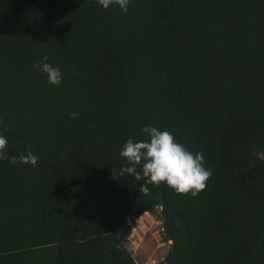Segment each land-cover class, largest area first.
I'll list each match as a JSON object with an SVG mask.
<instances>
[{
    "label": "trees",
    "instance_id": "16d2710c",
    "mask_svg": "<svg viewBox=\"0 0 264 264\" xmlns=\"http://www.w3.org/2000/svg\"><path fill=\"white\" fill-rule=\"evenodd\" d=\"M44 56L59 85L34 67ZM145 124L212 169L196 196L147 185L188 223L180 264H246L264 230V0H130L126 13L115 0H0V264H99L144 191L120 150ZM29 152L35 166L19 159ZM162 216L169 264L184 236ZM134 223L107 264H138Z\"/></svg>",
    "mask_w": 264,
    "mask_h": 264
},
{
    "label": "clouds",
    "instance_id": "9594fccd",
    "mask_svg": "<svg viewBox=\"0 0 264 264\" xmlns=\"http://www.w3.org/2000/svg\"><path fill=\"white\" fill-rule=\"evenodd\" d=\"M113 0H99L102 7L108 8ZM121 11L127 12L130 0H115ZM37 71L47 75L48 83L59 85L63 80L61 68L48 62L44 56L34 64ZM75 117L76 113H72ZM145 138L134 140L128 138L122 145L120 156L125 159L122 172L134 175L137 180L145 178L144 191H148L149 183L164 182L181 194L198 195L207 186L212 176V169L205 166V158L201 152H192L177 141L174 133L152 124H145L141 129ZM8 139L0 133V160L7 159ZM258 156L264 157V152ZM33 166L37 157L32 152L19 158Z\"/></svg>",
    "mask_w": 264,
    "mask_h": 264
},
{
    "label": "water",
    "instance_id": "95a60500",
    "mask_svg": "<svg viewBox=\"0 0 264 264\" xmlns=\"http://www.w3.org/2000/svg\"><path fill=\"white\" fill-rule=\"evenodd\" d=\"M147 201L156 202L158 204V207L162 209V211L167 212L171 216V218H173L175 222L182 228L183 236H184L183 246L180 249V251L172 257L169 263V264H180V261L182 260L183 256L188 251L191 245V234L188 223L186 222V220H184V218L180 214H178V212L174 209V207L171 205V203L168 200L162 198L157 192L153 190H148L147 192L141 191L139 193L133 207L131 208L127 216L124 218V220L121 222L118 229L116 230L109 247L105 251L104 257L99 264H107L109 260L113 257L117 245L123 238L129 226L135 221L137 214L139 213L140 209ZM263 246H264V230L252 254L247 260L246 264H254L257 261Z\"/></svg>",
    "mask_w": 264,
    "mask_h": 264
},
{
    "label": "rangeland",
    "instance_id": "374dc122",
    "mask_svg": "<svg viewBox=\"0 0 264 264\" xmlns=\"http://www.w3.org/2000/svg\"><path fill=\"white\" fill-rule=\"evenodd\" d=\"M158 221H163L159 207L144 215L131 231L128 245L138 264H165L173 252V244L165 238Z\"/></svg>",
    "mask_w": 264,
    "mask_h": 264
},
{
    "label": "built area",
    "instance_id": "2783aa9c",
    "mask_svg": "<svg viewBox=\"0 0 264 264\" xmlns=\"http://www.w3.org/2000/svg\"><path fill=\"white\" fill-rule=\"evenodd\" d=\"M146 214H149V213H145V214L139 216L137 219H135V223H134V225L137 224L140 220H142V219L144 218V215H146ZM158 223H159V225H160V227H161V231H162V232L164 233V235L166 236V228H165V222H164V220H163V221H158ZM134 225H133V227H134ZM133 227H132V229H135V228H133Z\"/></svg>",
    "mask_w": 264,
    "mask_h": 264
}]
</instances>
